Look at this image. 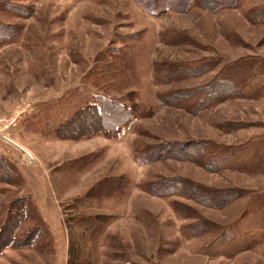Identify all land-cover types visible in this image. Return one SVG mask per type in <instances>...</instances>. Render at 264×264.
Returning a JSON list of instances; mask_svg holds the SVG:
<instances>
[{
  "label": "rangeland",
  "instance_id": "1",
  "mask_svg": "<svg viewBox=\"0 0 264 264\" xmlns=\"http://www.w3.org/2000/svg\"><path fill=\"white\" fill-rule=\"evenodd\" d=\"M19 108L0 264H264V0H0Z\"/></svg>",
  "mask_w": 264,
  "mask_h": 264
},
{
  "label": "trees",
  "instance_id": "2",
  "mask_svg": "<svg viewBox=\"0 0 264 264\" xmlns=\"http://www.w3.org/2000/svg\"><path fill=\"white\" fill-rule=\"evenodd\" d=\"M220 6H222V5H220ZM146 7L153 8V6H151V5H146ZM156 9H158V8H156ZM2 34L6 35L7 33L5 31ZM120 105L121 104H119V102L117 100L106 99V100H99L98 103H96V105L94 104L93 107H91V108L88 107V109H85L84 111H92V112L100 114L102 119L103 118L104 119H103V123H102L100 128H97V129L92 128V129L88 130L87 132L84 131L85 133H83V135L84 134L92 135L96 131L99 133H103L109 137L117 135L119 133V131L124 126L128 125L132 121V119H134L133 109L132 108L125 109L124 106L122 107ZM121 108H123L124 111ZM87 114H89V113H87ZM3 166L6 167L7 169L12 168V166H10V164L6 160H3L0 158V178H2L3 177L2 175H4V174H2V173H4L3 171L5 169ZM15 177L17 179V182L20 185H23V182H22L23 179L20 176V174L17 173L16 171H15ZM3 178H6V177H3ZM5 180H7V178ZM23 198H25V200L27 202L30 201L29 197L27 195H24ZM14 203H15V201H14ZM69 264H74V263H72L71 258H70Z\"/></svg>",
  "mask_w": 264,
  "mask_h": 264
},
{
  "label": "built area",
  "instance_id": "3",
  "mask_svg": "<svg viewBox=\"0 0 264 264\" xmlns=\"http://www.w3.org/2000/svg\"><path fill=\"white\" fill-rule=\"evenodd\" d=\"M23 112L24 111L19 108L12 111L10 115L0 117V139L20 149L25 153L26 161L32 163L36 160L35 156L17 143L11 135L12 132L20 125Z\"/></svg>",
  "mask_w": 264,
  "mask_h": 264
}]
</instances>
